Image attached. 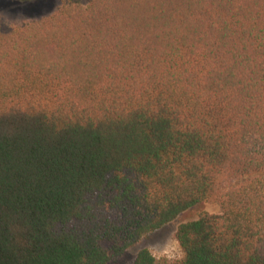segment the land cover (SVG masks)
Listing matches in <instances>:
<instances>
[{
    "label": "trees",
    "instance_id": "1",
    "mask_svg": "<svg viewBox=\"0 0 264 264\" xmlns=\"http://www.w3.org/2000/svg\"><path fill=\"white\" fill-rule=\"evenodd\" d=\"M264 0H62L0 34V264H110L192 207L180 259L264 264Z\"/></svg>",
    "mask_w": 264,
    "mask_h": 264
},
{
    "label": "rangeland",
    "instance_id": "2",
    "mask_svg": "<svg viewBox=\"0 0 264 264\" xmlns=\"http://www.w3.org/2000/svg\"><path fill=\"white\" fill-rule=\"evenodd\" d=\"M90 0H82L87 5ZM62 0H0V34L8 33L15 25L39 20L54 14L61 6ZM264 177V173H260ZM218 198L202 202L182 213L175 221L142 239L125 256L113 260L110 264H134L138 251L148 248L157 258L180 259L183 252L175 237L180 223L197 219L202 213L220 212Z\"/></svg>",
    "mask_w": 264,
    "mask_h": 264
}]
</instances>
